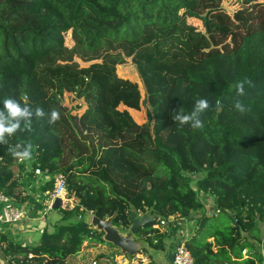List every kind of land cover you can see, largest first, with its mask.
<instances>
[{"label":"trees","instance_id":"obj_1","mask_svg":"<svg viewBox=\"0 0 264 264\" xmlns=\"http://www.w3.org/2000/svg\"><path fill=\"white\" fill-rule=\"evenodd\" d=\"M223 2L0 0V107L10 97L60 112L55 125L33 120L30 131L0 145V190L36 211L46 207L19 192L17 160L8 148L28 142V179L42 182L44 198L60 173L68 186L78 179L88 183L73 209L59 208L54 231L45 226L37 244L2 233L0 251L9 264H67L86 242L113 245L103 231L75 219L82 208L113 217L125 230L132 209L157 214V222L179 215L196 221L185 243L197 264H264V0H242L233 12ZM189 17L201 20L202 28ZM68 32L74 48L66 44ZM127 58L151 107L143 124L131 114L142 105L138 83L117 74ZM242 80L251 82L239 97L244 114L233 106ZM58 84L84 99L80 115L48 102ZM201 98L213 105L201 117L204 127L175 124L171 113L188 114ZM100 160L99 172L85 175ZM36 167L51 178L37 175ZM193 175H200L195 186ZM198 193L212 197L215 211L193 219L203 208ZM168 225L175 234L182 224ZM152 226L140 233L154 249L166 250L167 233ZM140 253L147 264H158L147 248Z\"/></svg>","mask_w":264,"mask_h":264},{"label":"rangeland","instance_id":"obj_2","mask_svg":"<svg viewBox=\"0 0 264 264\" xmlns=\"http://www.w3.org/2000/svg\"><path fill=\"white\" fill-rule=\"evenodd\" d=\"M224 7L227 8L229 12H233L234 10L238 9L240 6H243L242 0H224L223 2ZM189 21L193 22L197 27L200 29L202 28V22L199 19L191 18L189 17ZM66 44L70 48L75 47V41L72 38V33L68 32L66 34ZM78 61L83 66L89 65L88 63H83L81 60L78 59ZM117 74L120 77L128 78L132 81H135L138 83L141 94H142V105L141 109L139 111L137 110H131V114L134 117V119L139 122L140 124H143L147 121L148 113L151 110L150 105L146 101V92L145 87L142 81V77L140 76L136 65L133 63L131 58H127L126 62L117 66ZM48 102L52 104L53 107H65L68 110H71L73 114L80 115L83 110L86 108V103L83 98H80L76 95V89H69L64 85L58 84L54 92L48 93ZM33 158L26 160V161H19L17 160L14 164L13 168L16 173V176L19 178L21 182V187H19V192H22L25 195L33 194L34 198H37V202L42 204V207H45L46 204V198H44L42 194V182L40 180H37L35 182H32L28 179L27 171H30V165L32 163ZM24 164L25 170H22V165ZM102 165V160L97 162L92 169L87 172L88 177L90 175H95L99 172L100 167ZM84 179L85 176H81ZM200 177V175H193L192 178V185L195 186V183L197 179ZM79 185L83 186V188L79 187ZM88 183L85 180L78 179L76 182H69L68 191L70 193V198L75 199V202L79 201V198L81 196V193L83 190L87 187ZM198 199L203 202V208L193 212V219L200 217L202 212L211 213L214 210L213 205V199L210 195L198 193ZM59 209H51L49 210L45 215L44 218L47 220L50 219L51 214H59ZM82 212V211H81ZM75 216L76 220L83 219L84 221H87L90 223L91 213L85 212L81 213ZM138 216L142 217L144 213L138 212ZM181 222V228L174 234V227L167 225L164 229V231L167 233L166 238V250L173 244L179 241L180 236H185L186 226L191 228L194 226L192 223H194L193 220L187 221V220H179ZM92 225V223H90ZM123 234H126L128 230L123 229L121 226H116ZM264 229V226H263ZM13 231L9 229V227L5 226L4 233H12ZM12 235L10 234V237ZM36 236V235H35ZM179 236V238H177ZM12 238V237H11ZM136 240H143L145 243V248L149 250V252L152 254V258L156 260L158 264H166V252L165 250H156L154 249L147 240L142 236L141 233H139L137 236H133ZM27 238L25 239V241ZM1 252V251H0ZM165 252V253H164ZM104 255V257L110 255H116V260H112L113 264H133L134 260L137 261V264H141L140 258L146 257L144 254H141L140 251L135 256H130L128 254H123L121 249L117 248L114 245H99L96 243H88L86 242L83 246L82 251L75 255L71 256L68 260L67 264H90L93 260L97 259L98 256ZM142 256V257H140ZM148 260V259H147ZM150 261V260H149ZM148 261V262H149ZM147 262V263H148Z\"/></svg>","mask_w":264,"mask_h":264},{"label":"clouds","instance_id":"obj_3","mask_svg":"<svg viewBox=\"0 0 264 264\" xmlns=\"http://www.w3.org/2000/svg\"><path fill=\"white\" fill-rule=\"evenodd\" d=\"M250 83L248 80H242L236 84L237 99L234 101L233 106L240 114H244L248 110L239 97L247 94L245 86ZM219 103L217 101L216 105L219 106ZM212 107L213 105L207 99L201 98L196 100L190 113L185 114L182 110H174L171 113V119L181 127L187 125L193 130L202 129L204 122L201 117ZM44 119H47L49 125H55L60 120V112L56 109H51L46 113L42 107L38 106L32 109L27 104L22 105L16 99L5 98L2 101V107H0V145H7L9 142L8 138L13 137L18 132L30 131L33 120L41 121ZM8 152L16 160L26 161L32 157V144L30 142L16 144L10 146Z\"/></svg>","mask_w":264,"mask_h":264},{"label":"built area","instance_id":"obj_4","mask_svg":"<svg viewBox=\"0 0 264 264\" xmlns=\"http://www.w3.org/2000/svg\"><path fill=\"white\" fill-rule=\"evenodd\" d=\"M35 173L37 175H43V178L49 180L51 176L43 174V170L40 167L35 168ZM54 179V186L53 189L47 190V199H46V207L43 210L36 211L35 205L30 202H19L15 197H11L5 194L3 191L0 190V233H3L5 230V226L13 227L16 224L23 223L26 224L25 221L28 220H35V219H44V215L51 209H53V205L55 201L60 198L62 200V207L64 209H73L78 202L73 198H70V193L68 191V183L67 177L65 174H58L53 177ZM35 210V215L31 216V212ZM81 211H85L83 208ZM213 210L211 213H213ZM91 218L90 223H92V219L94 217V212L90 211ZM174 220H183L179 215L172 216L169 219L162 220L160 222H155L152 226L153 229L164 231L165 227L168 225L169 222ZM89 223V222H88ZM90 226H93V224ZM28 225V224H27ZM195 227V226H194ZM43 232V229L41 230ZM186 240H179L176 243L172 244L173 251H174V261L169 262L167 261L166 264H197L195 261L191 251L186 245ZM264 254V235L262 238L261 243L259 244ZM145 261L144 258H140ZM9 258L4 257V255L0 252V264H9ZM90 264H113L112 260H93Z\"/></svg>","mask_w":264,"mask_h":264},{"label":"water","instance_id":"obj_5","mask_svg":"<svg viewBox=\"0 0 264 264\" xmlns=\"http://www.w3.org/2000/svg\"><path fill=\"white\" fill-rule=\"evenodd\" d=\"M62 207V200L58 198L54 205V209H59ZM113 217L107 219H101L94 215L92 219L93 227L99 231H103L104 240L113 244L117 248L121 249L123 254H128L130 256H135L139 251L145 248V243L143 240H136L133 236H137L140 230L149 224H154L158 220V215L144 214L142 217L137 215V212L131 210V226L126 234H123L113 223ZM168 260L169 262L174 261V251L173 248L168 250ZM112 260H116V255L111 256Z\"/></svg>","mask_w":264,"mask_h":264},{"label":"crops","instance_id":"obj_6","mask_svg":"<svg viewBox=\"0 0 264 264\" xmlns=\"http://www.w3.org/2000/svg\"><path fill=\"white\" fill-rule=\"evenodd\" d=\"M34 215H35V210L33 212H31V216H34ZM59 219H60V215L54 213V214H51V217L49 220H47L46 218L28 220V221H25L26 224L19 223L13 227H10L9 229L12 230L13 232L7 233V235L10 236V234H11L12 238L16 239L17 241H20L24 245H35L40 241V238L42 235L41 230L44 229L45 226L46 227L48 226L50 231H54V229H55L54 225ZM192 224L195 226L196 221H194V223H192ZM194 226H192L191 228L186 226V230H184L185 236H184V232H183V235L180 236V238H179V236L177 238H179V240H188L194 233ZM3 234H5V233L3 232ZM1 235H2V233H0V237H1ZM26 238H27V240L25 241ZM170 248H171V246L167 250H165L166 259H167L166 263L168 261V258H167L168 257V250ZM140 257H142V256H140ZM142 258H144L145 261L142 262V260H140L141 264H147L149 259L147 257H142ZM133 264H137V261L134 260Z\"/></svg>","mask_w":264,"mask_h":264}]
</instances>
